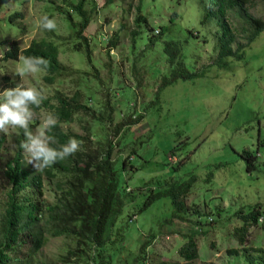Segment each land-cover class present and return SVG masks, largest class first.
<instances>
[{
	"label": "rangeland",
	"instance_id": "374dc122",
	"mask_svg": "<svg viewBox=\"0 0 264 264\" xmlns=\"http://www.w3.org/2000/svg\"><path fill=\"white\" fill-rule=\"evenodd\" d=\"M108 1L110 4H107ZM77 2L0 0L1 20L16 11L24 15L23 20H17L12 25L2 22L0 42L5 39L7 43L15 42L23 50L33 40L51 41L58 49L60 64L67 70L76 71L71 76L59 77L52 85L44 82L45 72L25 76L20 81L19 76H14L18 58L4 60L8 45H0V91L21 82L42 90L43 101H55L59 94L72 97L78 91L82 95L81 103H86L89 113L75 116L73 122L61 124L60 128L64 134H73L88 141H91V132L96 135L90 142L93 147L103 134L102 125L96 120L103 111L107 91H110L114 109L110 128L128 117H143L137 125L125 127L114 140V158L122 159L136 149V154L128 158L135 170L120 177V185L136 200L133 205H126L115 227L123 230V242L113 256L112 264H140L137 263L138 257L142 256L138 254L139 247L147 241V235L152 234L155 240L143 254L150 264H183L176 255V249L188 234H196L198 241V260L194 264H264V229L254 227L250 230L243 247L231 237L232 227L238 223L234 215L240 209L244 211L255 204L264 208V145L257 146L263 158L256 161L259 170L253 174L252 180L243 171L223 167L214 174V178L221 177L220 183L213 184L211 189L198 186L183 201L187 213L195 209L200 215L215 221L211 227L206 224L202 230L208 231L206 237H198L201 232L199 227L191 228L180 221L160 229L159 223L171 213L168 198L155 200L143 213L128 219L150 190L162 191L166 184L185 181L189 173L203 178L205 168H199L209 163L214 167L221 165L224 156L234 155L235 150L240 153L243 143L249 142L255 149L259 131L264 141V31L248 47L240 61H234L228 68L218 69L213 65L219 30L214 21L202 23L207 9L200 7L199 0L143 1L140 15L146 19L149 29H145L138 40L136 38L135 45L131 35L137 31L134 22L139 0H85L83 10L90 22L83 34L89 41L91 65L83 53L72 50L74 31L60 14L71 11ZM258 4L253 13L262 14ZM93 6L95 10L90 13ZM44 14L51 15V19L55 20L54 31L37 28L36 21ZM71 16L77 24V15ZM171 18L173 22L169 21ZM234 22L231 14L228 17L231 29ZM160 26L165 27L167 32L152 48L147 49L152 34L161 38ZM170 39L181 43L187 70L192 72L205 68L206 72L193 82H176L160 94L158 104L150 105L162 76L168 74L163 46ZM111 40L115 46L107 47ZM236 42L242 43L238 39ZM232 49L235 50L236 45ZM92 71L97 74L96 78L92 77ZM48 113L52 114L47 109L34 111L30 128L39 130L42 118ZM0 137L4 139L0 151L1 208L9 188L4 175L6 164L11 161L17 142L22 138L20 130L12 129L0 132ZM176 148L174 158L170 157L171 150ZM80 151L79 146L77 152ZM224 152L226 155H223ZM23 155L28 169L41 176L42 192L36 199L44 206H53L59 195L54 180L47 178L42 171H35L26 163V154ZM230 172L234 178H230ZM73 251L69 241L48 238L38 261L45 264H77V259L69 254ZM233 251H236L235 255L230 254Z\"/></svg>",
	"mask_w": 264,
	"mask_h": 264
},
{
	"label": "trees",
	"instance_id": "16d2710c",
	"mask_svg": "<svg viewBox=\"0 0 264 264\" xmlns=\"http://www.w3.org/2000/svg\"><path fill=\"white\" fill-rule=\"evenodd\" d=\"M143 1L145 0H139L136 10L138 13L134 24L137 31L131 35L134 45L136 38L138 40L143 31L149 29L146 19L140 15V6ZM147 1L153 3L157 0ZM84 4L85 0H78L77 5L69 11L70 13L64 11L60 14L65 17L68 26L72 27L74 31L73 37L76 43H73L72 50L83 53V57L92 65L89 41L83 34L90 22L87 13L83 10ZM107 4H110V1ZM199 4L202 9H207L202 23L214 21L219 30L217 56L213 65L218 69L228 68L234 61H240L248 47L264 31V0H199ZM256 4L262 8V14L253 13ZM94 10L95 6L90 13ZM71 14L77 15V24L72 21ZM231 14L235 21L233 29L228 24V17ZM48 17L51 18V15ZM23 19V13L16 11L5 20L0 19V27H2V22L4 25L6 22L12 25L15 21ZM169 21L173 22L172 18ZM235 23L238 24L237 27ZM158 29L160 32L156 31L159 32L161 38L153 37L152 34L149 37L147 49L152 48L167 32L163 26ZM237 39L242 43L236 42ZM0 45H8L3 55L6 61L16 60L18 56H40L46 59L48 67L44 71L43 80L47 85H52L61 76L76 74V71L67 70L60 64L58 49L51 44V41L33 40L23 50L15 42L7 43L6 39L2 40ZM233 45H236L235 50L232 49ZM114 46L112 40L108 41L107 47ZM163 53L169 67L168 74L162 76L154 92V100L150 105L158 104L160 94L176 82H193L202 78L206 72L205 68L192 72L185 68V57L179 41L170 39L165 42ZM92 72V77L96 78L97 74ZM2 79L4 82L7 81L5 77ZM14 86L15 84H11L10 88ZM106 96L101 116L96 120L102 125L103 134L96 140L95 147L90 145L93 138L96 137L91 132H89L91 141H88L73 134H64L60 128L61 124L73 122L75 116L89 113V107L85 105L86 103H81L82 95L78 91H75L72 97L59 94L54 98L55 101L47 99L42 101L38 108L33 109L34 111L47 109L57 117V126L51 132L57 141L55 145H52L53 147L66 143L69 138H75L82 151L63 160H58L54 165L42 171L47 178L54 180L59 192L53 206H44L36 199L42 192L41 176L40 174L35 175L26 166L23 151L19 148L21 139L18 140L16 151L11 161L6 164L4 173L9 188L0 208V264H45L38 261V256L48 238H61L69 241L74 248V251L69 254L77 259V264L114 263L113 256L120 250L123 242V230L115 227L122 217L126 205H133L136 200V197L131 196L125 187L120 185V177L128 171L135 170L133 165L128 162V158L131 154H136V149H132L122 159L114 158V140L125 127L137 125L143 117L141 115L135 119L128 117L126 121L110 128L113 125L114 111L111 105L110 91L106 92ZM85 99L88 100L87 97ZM258 133L255 149H253V144L245 142L242 144L240 153L235 150L234 155H226L224 152L223 155L227 157L222 158L221 165L214 167L209 163L199 168V170L205 168L203 178L189 173L185 181L179 180L166 184V188L164 187L162 191L161 189L160 191L150 190L140 207L133 211L128 219L143 213L155 200L168 198L170 199L171 213L167 219L159 223L160 229L172 226L174 221H180L190 225L191 228L199 227L201 232L197 234L198 237H206L209 234L208 231L202 230L206 224L211 227L215 221L204 214L200 215L195 209L191 210L193 213H187L183 201L198 186H208L207 189H211L213 184L220 183L221 177L214 178V174L215 171L222 170L223 167L224 169L229 167L243 171L245 176H251L249 179L252 180L253 174L259 170L255 163L262 157L257 146L264 145L261 132ZM21 138L23 139L22 132ZM83 142L88 145H84ZM3 143V137H0V151ZM177 150L178 148L171 150L170 157L174 158ZM177 165L178 163L176 167ZM230 176V178H234L233 175ZM234 216L237 217L238 223L232 227L231 237L240 247L246 244L250 230L254 227L264 229V208L259 204L249 206L244 211L240 209ZM193 217L198 219H193ZM195 236L196 234H188L176 249V255L183 264H194L198 260V241ZM146 240L139 247L138 254H142V256L138 257L137 263L140 264H150L143 254L155 240V235H147ZM230 254L235 255L236 251ZM62 260L64 261V259Z\"/></svg>",
	"mask_w": 264,
	"mask_h": 264
},
{
	"label": "clouds",
	"instance_id": "9594fccd",
	"mask_svg": "<svg viewBox=\"0 0 264 264\" xmlns=\"http://www.w3.org/2000/svg\"><path fill=\"white\" fill-rule=\"evenodd\" d=\"M36 26L46 31H54L56 23L47 14L42 15ZM48 61L40 56H18L14 76H19L20 81L25 76H34L46 71ZM44 95L42 90L34 86H25L16 83L12 88L0 91V132L9 129L20 130L23 139L19 148L26 154V163L35 171H43L54 165L58 160H63L78 151L79 142L75 138H69L64 144L53 147L57 143L51 135L53 128L57 126V117L51 113L42 118L39 130L33 131L30 122L34 117L33 109L38 108Z\"/></svg>",
	"mask_w": 264,
	"mask_h": 264
}]
</instances>
